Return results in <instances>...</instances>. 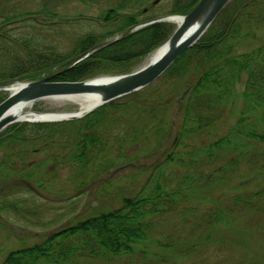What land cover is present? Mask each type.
Listing matches in <instances>:
<instances>
[{
    "label": "trees",
    "instance_id": "1",
    "mask_svg": "<svg viewBox=\"0 0 264 264\" xmlns=\"http://www.w3.org/2000/svg\"><path fill=\"white\" fill-rule=\"evenodd\" d=\"M15 1L18 0H0V85L49 75L56 81H84L118 65L131 67L167 41L175 30L167 21L135 29L138 24L161 16L150 14L140 18V13L123 12L122 2L105 13L104 20L112 28L104 32L87 31L73 49L62 52L49 41L44 30L16 34L19 16L23 14L15 9L12 4ZM39 1L43 3L37 16H57L46 4L47 0ZM198 1L172 0L167 12L186 14ZM136 3L140 4L141 0ZM115 34L119 37L108 39ZM95 48L98 49L77 61ZM181 77L189 78L190 83L187 94L178 102ZM240 82L241 92L238 91ZM239 95L243 97V107L235 124L202 149L208 158L221 154L227 161L201 176L213 182L231 175L233 167L242 161H262L257 174L261 179L259 188L246 196L239 195L231 205L239 209L261 208V198H264V0H230L201 38L148 86L78 119L17 122L2 131L0 212L23 213L25 209L20 202L11 201L9 196L37 193L34 185L47 189L45 175L57 167H68L71 176H83L85 172L82 180L78 178L83 186L88 180L86 173L95 163L99 164L98 172H105L122 161L129 162L126 152L130 148L149 146L156 150L173 134L181 139V135L207 131ZM39 153L45 156L38 160L31 158ZM233 154L236 155L229 157ZM167 161L181 162V157L171 155ZM185 176L183 179L180 176L171 187L158 179L147 192L123 196L118 207L96 208L86 216L74 218L40 241L11 249L0 264L110 262L134 254L142 244L157 239V226L161 222L164 226L168 216L175 212L181 215V199L187 200L183 191L197 181L189 174ZM80 194H73L68 201L73 202ZM196 207L203 209L199 205H185L187 213ZM220 209L225 210V206L217 204L203 214L200 210L201 215L195 220L187 217L184 222L217 225L226 219V212ZM182 215L184 218L187 214Z\"/></svg>",
    "mask_w": 264,
    "mask_h": 264
},
{
    "label": "rangeland",
    "instance_id": "2",
    "mask_svg": "<svg viewBox=\"0 0 264 264\" xmlns=\"http://www.w3.org/2000/svg\"><path fill=\"white\" fill-rule=\"evenodd\" d=\"M136 1L47 0L46 4L57 16L43 18L36 15L43 1L41 3L39 0H18L12 4H15V9L23 15L19 16V28L15 27L19 32L16 31V34L29 35L44 30L49 41L62 52H66L73 49V45L87 31L104 32L112 28L104 20L105 13L122 2L123 12L140 13V18L150 14L161 17L173 14L167 12L172 0H141L140 4ZM150 4L154 7L149 8ZM169 22L175 28L178 25L174 21ZM117 35L108 39L111 40ZM157 48L131 67L118 65L97 77L117 76L140 69L146 65ZM189 83V78L181 77V94ZM242 89L243 84L240 82L238 91L241 92ZM8 94V91H0L3 99ZM242 107L243 97L239 95L230 103L226 113L207 131L198 135H181V139L173 134L168 142L156 147V150L149 146L130 148L126 152L130 157L129 162L122 161L105 172H98L99 164L95 163L86 173L88 180L83 186L79 184L78 178L82 180L85 172L83 176H71L68 167H57L45 175L47 189L32 185L37 193H17L9 196L11 201L20 202L25 211L0 212V263L11 249L40 241L50 232L68 225L74 218L92 213L93 209L118 207L123 196L147 192L158 179L167 184V187H171L177 184L180 176L183 179L189 174L192 180L196 178L197 181L191 188H184L183 191L187 200L181 199L179 212L181 215H187L182 218L175 212L168 216L169 221H165L164 226L161 222L156 229L158 240H150V243L139 246V250L134 254L121 256L114 261L80 260L77 264H264V198H261V208L251 210L249 207L239 209L236 205L231 207L239 195L246 196L259 188L261 179L257 174L260 172L262 161H242L233 167V173H229L231 175L213 182L201 176L207 175L227 161L226 157L221 158L224 157L221 154L208 158L202 154V149L235 124ZM32 108L38 112H71L77 110L79 105L54 99H40L33 103ZM2 154L0 149V157ZM171 155L181 157V162L167 161ZM234 155L236 154L229 157ZM43 156L45 155L39 153L31 158L38 160ZM78 189L80 190L77 191ZM79 192L81 194L73 202L68 201L73 194ZM187 204L199 205L203 209L196 207L198 210L187 213ZM217 204L225 206V210L220 209L226 212L225 221H220L214 226H199L200 222H184L187 217L195 220L201 215L198 213L200 210L203 214L207 210H213Z\"/></svg>",
    "mask_w": 264,
    "mask_h": 264
},
{
    "label": "water",
    "instance_id": "3",
    "mask_svg": "<svg viewBox=\"0 0 264 264\" xmlns=\"http://www.w3.org/2000/svg\"><path fill=\"white\" fill-rule=\"evenodd\" d=\"M229 1L230 0H199L187 14L182 16V21L178 23L174 32L167 40V50L158 59L130 73L117 75L115 79L101 82L95 81V79H97V77H95L84 81H56L49 75L40 79L14 82L0 86V91L4 90L9 92L8 96L0 102V133L9 125L16 122H57L78 119L103 104L148 86L161 76L183 52L200 39ZM159 21L172 20L170 19V15H167L142 22L138 24L135 29ZM125 32L126 31L123 33ZM100 47L101 46L98 48ZM98 48L90 50L77 61L89 56ZM16 84H19L17 88L11 90V87ZM94 91H99L101 93V101L82 113L56 119H25L22 121L14 120L9 116V110L19 103L33 104L40 99L58 98ZM187 92L188 90H185L177 101L180 102ZM33 113L42 114V112L38 111H33Z\"/></svg>",
    "mask_w": 264,
    "mask_h": 264
},
{
    "label": "bare ground",
    "instance_id": "4",
    "mask_svg": "<svg viewBox=\"0 0 264 264\" xmlns=\"http://www.w3.org/2000/svg\"><path fill=\"white\" fill-rule=\"evenodd\" d=\"M170 19L176 23H180L183 19L181 15H170ZM168 48V43L162 44L160 47H158L150 56L148 59L147 64H150L154 62L156 59H158ZM116 76H101L97 77L95 81H109L112 79H115ZM21 84V83H19ZM19 84L13 85L11 87V90H15ZM101 93L99 91L89 92V93H82V94H76V95H68L58 98H51L56 101L60 102H69V103H76L79 105V108L74 111H56V112H42V114L39 113H33V104L32 103H19L15 106H13L9 110V116L12 117L14 120H25V119H56V118H62L66 116H71L74 114L82 113L97 103L101 101Z\"/></svg>",
    "mask_w": 264,
    "mask_h": 264
}]
</instances>
